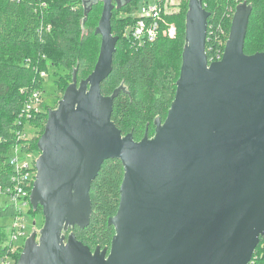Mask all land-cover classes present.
Segmentation results:
<instances>
[{"label":"water","instance_id":"water-1","mask_svg":"<svg viewBox=\"0 0 264 264\" xmlns=\"http://www.w3.org/2000/svg\"><path fill=\"white\" fill-rule=\"evenodd\" d=\"M114 1L85 11L103 2L99 57L87 79L73 73L49 110L31 192L45 222L17 264H249L264 237V51H244L252 7H237L223 57L209 63L210 14L203 0L189 1L174 102L165 121H154L155 135L135 141L112 122L125 87L101 93L118 41L113 11L123 7ZM111 160L125 168L108 222L116 234L109 248L92 251L65 233L89 224L91 185Z\"/></svg>","mask_w":264,"mask_h":264},{"label":"trees","instance_id":"trees-1","mask_svg":"<svg viewBox=\"0 0 264 264\" xmlns=\"http://www.w3.org/2000/svg\"><path fill=\"white\" fill-rule=\"evenodd\" d=\"M183 1L178 12L165 15L168 22L178 27L176 39L160 35L154 42L141 46L126 35L135 18L117 17L119 12H129L137 0L113 11L112 35L118 37V41L112 73L101 84V93L111 96L119 87H125L114 102L112 122L123 136L132 133L135 141H141L147 130L155 135L154 121L157 118L165 121L174 102L186 45L190 0ZM243 3L252 7L245 54L264 51V0H203L204 9L210 14L206 55L211 63L225 51L235 11ZM85 11L83 0H0V185L10 183L14 175L9 162L14 146L20 145L23 152L38 150L39 139L19 140L17 132L21 129L18 119L25 100L33 91L44 89L41 73L47 72L50 64L63 67L71 74L72 83L77 70L80 83L95 68L102 41L96 30L103 2L94 4L87 17ZM256 37L260 44L251 50L249 43ZM95 50L97 56L92 59L90 55ZM43 115L39 112L28 121L42 123ZM124 175L120 160L102 165L91 185L90 222L85 228L76 226L70 230L92 251L98 247L109 248L112 244L116 230L108 222L119 210ZM37 210L42 212L43 209L39 206ZM15 215L13 204L0 207V218ZM5 239L7 232L0 225V258L12 254L11 246H4ZM20 256L16 257L17 261ZM249 264H264V237Z\"/></svg>","mask_w":264,"mask_h":264},{"label":"built area","instance_id":"built-area-1","mask_svg":"<svg viewBox=\"0 0 264 264\" xmlns=\"http://www.w3.org/2000/svg\"><path fill=\"white\" fill-rule=\"evenodd\" d=\"M169 1L172 0H159L155 5H147L144 7L143 11L137 15L134 24L126 31V35L130 37L134 44L141 46L148 42H154L160 35L170 40L176 39L178 35L177 25L168 22L165 18V15L173 13L167 12V3ZM223 54L217 57L216 62L222 59ZM209 63H211V61H209ZM45 75L46 72L41 73L43 78ZM41 98L42 90H35L25 100L18 119V126L21 127L17 132V138L19 140L25 138L24 129L26 123L29 122L28 120L32 115L41 112L37 107L41 102ZM13 150L14 155L11 156L9 162L13 167L14 175L10 183L0 185V195L9 197L16 208V215L12 217L13 225L9 243L11 246L9 249L11 253L14 242L25 234L22 208L27 207V204H29L31 184L34 183V177L31 176V172L32 170L35 172V168L31 167L29 162H24L20 159L19 153L23 152L20 145H16ZM10 258V255H7L5 258H0V264H11Z\"/></svg>","mask_w":264,"mask_h":264},{"label":"rangeland","instance_id":"rangeland-1","mask_svg":"<svg viewBox=\"0 0 264 264\" xmlns=\"http://www.w3.org/2000/svg\"><path fill=\"white\" fill-rule=\"evenodd\" d=\"M94 0H86V9H88L91 5V3ZM159 0H137V2L132 3L131 9L129 12H119L118 16H123L127 18H136L137 15L143 11L144 7L147 5H155L158 3ZM183 2V3H182ZM181 4H184L183 0H172L167 3V12H173L176 13L180 10ZM259 38L261 39L260 35ZM252 39V38H251ZM254 39V38H253ZM262 41V40H261ZM260 42L258 38L256 37L250 45V49L254 50L259 46ZM92 54L90 55L92 59L96 58L97 56V51L91 52ZM52 62V61H51ZM64 75V76H63ZM70 76L67 71L63 69V67H57L55 65L50 64L48 66V70L46 72V75L44 77V82H43V91H42V98L41 102L37 105L38 109L44 113L43 115V122L42 123H32V122H27L25 129H24V135L26 140L30 139H35L38 140L40 139L41 135L45 131L46 127V119H48V114L49 110H55L58 108V104L62 97L64 96V93L66 91L67 86L71 84L70 82ZM32 123V124H31ZM15 147V146H14ZM13 147V148H14ZM21 147V146H20ZM13 148L10 151V157L14 155V150ZM39 150V149H38ZM38 150H34L32 152H20L19 157L22 161L24 162H29L31 167L35 168V163L36 160L39 157L40 152ZM34 173V174H33ZM31 176L36 177V170L35 172H31ZM33 184H31V192H32ZM12 204V200L7 197L6 195H0V207L6 206ZM23 210V217L24 221L23 223L25 224V234L20 237L18 240H16L13 244V249H12V254H11V264H17V256L20 255L23 252L25 243L27 239H29L32 234L36 233L37 234V241L39 240L40 236V231L43 228L45 218L43 215V212L40 210H35L31 204V195L29 199V204H27V207L22 208ZM0 225L3 226V228L7 232V239H5L4 246L9 245L10 243V236H11V229L13 225V218H0Z\"/></svg>","mask_w":264,"mask_h":264},{"label":"flooded vegetation","instance_id":"flooded-vegetation-1","mask_svg":"<svg viewBox=\"0 0 264 264\" xmlns=\"http://www.w3.org/2000/svg\"><path fill=\"white\" fill-rule=\"evenodd\" d=\"M94 1H99V0H94ZM128 0H119V1H114V4L115 5H118V4H120V5H122V6H125V3L127 2ZM132 1V0H131ZM131 1H129V3L131 2ZM128 3V4H129ZM128 4H126V5H128ZM131 4V3H130ZM161 121H163V119H161ZM154 128H155V126H154ZM156 130V129H155ZM146 134L148 135V137L149 138H152L153 136H154V134H152L149 130H147V132L145 133V135H144V137L146 136ZM143 137V138H144ZM40 152V151H39ZM41 155V153L39 154V156ZM39 158V157H38ZM37 161V160H36ZM35 170H36V175H37V169H36V163H35ZM36 180V177H35V179H34V181ZM39 208V207H38ZM42 212H43V210H42ZM44 226V225H43ZM75 228V227H74ZM73 228V229H74ZM70 230H72V229H69V231L67 232V233H65V235L66 236H68V235H70L72 232H70ZM40 237V236H39Z\"/></svg>","mask_w":264,"mask_h":264}]
</instances>
